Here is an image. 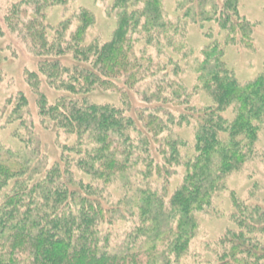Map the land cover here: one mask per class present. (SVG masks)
<instances>
[{
    "label": "trees",
    "instance_id": "obj_1",
    "mask_svg": "<svg viewBox=\"0 0 264 264\" xmlns=\"http://www.w3.org/2000/svg\"><path fill=\"white\" fill-rule=\"evenodd\" d=\"M66 1L20 3L31 2L37 17L42 5ZM239 2L186 0L172 22L161 0H112L116 28L104 42L85 40L92 23L85 10L75 30L63 21L51 38L39 21L43 14L19 23L13 18L21 14L17 4L8 10L10 26L24 28L42 58L29 77L39 73L65 93L48 104L38 85L30 84L44 129L64 139L51 164L31 129L15 148L0 143V264H174L187 253L195 214L225 187L226 175L252 158L264 117V68L239 84L223 61V47L253 44L254 27L240 14ZM188 23L204 31L208 42L194 60L193 90L206 91L212 105L193 104V93L180 80L168 82L162 97L144 89L141 106L132 105L127 90L139 91V84L155 78L163 84L167 65L179 74L172 56H164L166 64L153 62L149 50L159 57L166 46L184 59ZM68 53L69 64L62 61ZM95 88H113L121 106L89 101L86 95ZM25 105L20 96L8 124L27 126L20 114ZM230 106L232 118L224 115ZM173 126L193 127L187 158ZM178 168L181 181L167 197ZM249 199L233 197L232 225L212 244L206 264H264V197ZM125 222L132 227L121 233Z\"/></svg>",
    "mask_w": 264,
    "mask_h": 264
},
{
    "label": "rangeland",
    "instance_id": "obj_2",
    "mask_svg": "<svg viewBox=\"0 0 264 264\" xmlns=\"http://www.w3.org/2000/svg\"><path fill=\"white\" fill-rule=\"evenodd\" d=\"M21 1L0 0V143L6 147L15 148L19 145V136L26 138L25 131L31 129L34 131L35 136L37 135L42 149L47 152V157L51 164L59 157L61 151L58 146L64 138L61 137L60 140H57L51 130L44 129L45 126L41 123V118L38 115L37 95L30 84L38 85V93L45 95L48 104L54 102L57 97L65 93L49 86L46 83V79L39 73L33 80L29 77L30 73L37 72L38 63L42 58L38 57L33 50L24 28L19 27L16 30V28H13L14 26H10V20L6 19L8 16L10 17L8 10L16 4L17 13H21L16 15V17L13 16L17 22H25V20L34 16L35 6L31 2L28 4V2L20 3ZM111 1L67 0L62 5L48 2L42 5L41 12H38V15L43 14V19H39L38 15L34 17L39 19L51 38L54 34L56 35L55 29L63 21L68 20L70 30H75L79 23L77 15L82 10H85L92 15V23L85 30V40L90 42L93 39H99L104 42L111 39L116 28L115 12L110 9ZM184 1L186 0H161L166 18L176 22V18L179 15L178 8ZM239 11L244 18L253 24V44L251 48L231 45L223 47V61L238 83L245 84L253 80L264 68V0H240ZM22 13L26 14V18ZM68 33L69 31L67 35ZM184 33V42L188 50L184 59L176 56L175 52H172V48H166L165 45L162 51L163 55L159 57L153 55L152 50H149L153 62L166 64L168 62L167 57L172 56L173 63L178 67L177 74H179L176 76V74L171 73L172 66L167 65L166 70L169 73L165 78V82L161 84L159 83L160 78H155V82L160 88L159 90H156L155 82L152 84L149 82L139 84V87H137L139 91L127 90L128 96L131 97L132 105L141 106V103H143L141 101L142 91H145L144 89L149 88V90L146 89V91H150L149 95L159 92L162 97L161 90L165 89V85L168 82H177L176 80L182 82L183 86L186 87V91L193 93V97L190 98L193 104L202 107L212 105L211 98L206 91L202 89L193 90V86L196 83L194 60L196 58L201 59L200 52L208 43L204 31L197 25L188 23L185 26ZM166 54L167 57L165 58ZM63 59L64 63H71V54L68 53ZM20 96L26 99V105L21 107L20 114L23 116L27 126L20 125V122L7 123V117L12 112L16 105V100ZM86 97L94 103H108L116 106H121L122 101L121 96L113 88L106 90L95 88ZM150 104L155 106L159 103L151 101ZM168 107L174 109L170 106ZM224 115L229 118L234 117L233 107H228ZM259 125L252 158L238 170L226 175L224 177L225 187L214 194L208 208L195 214L197 226L194 237L189 244L187 253L174 264H206V256H208L207 254L212 244L219 240L232 225L230 215L233 212V197L238 201H247L249 198L256 200L264 197V117ZM172 130L173 137L179 138L185 143L180 152L182 158H187L191 154V146L194 141L193 127L173 126ZM14 131L16 136L13 135ZM182 175V168H178L176 175L170 179L167 197L170 196L174 187L180 183ZM134 223L136 225L137 221H134ZM131 227L132 223H121L119 231L128 233Z\"/></svg>",
    "mask_w": 264,
    "mask_h": 264
}]
</instances>
